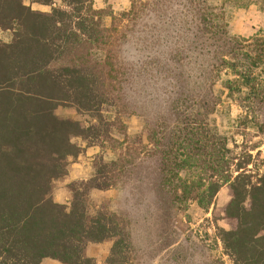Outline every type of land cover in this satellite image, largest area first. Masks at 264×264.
I'll use <instances>...</instances> for the list:
<instances>
[{"label":"trees","instance_id":"obj_1","mask_svg":"<svg viewBox=\"0 0 264 264\" xmlns=\"http://www.w3.org/2000/svg\"><path fill=\"white\" fill-rule=\"evenodd\" d=\"M25 1L0 0V29L10 32L9 40L0 39V264H41L46 257L64 264H94L85 255L86 244L106 239L112 245L105 264H131L125 219L104 204L92 215L87 212L90 190L115 185L127 166L124 157L99 160L91 179L71 184L69 204L55 201L51 192L53 181L67 175L68 158L81 151L72 136L115 140L112 128L122 124L110 114L119 117L126 110L117 89L119 75L125 74L119 68L124 33L118 20L137 19L148 1L130 0V8L118 18L112 11L95 9L92 0H31L50 5L47 11ZM56 1L60 4L52 5ZM189 6L196 55L213 60L201 64L202 81L192 91L196 101L191 111L185 80L169 108L172 117L158 120L157 115L151 123L146 116V139L161 154L163 173L170 160L178 171L190 159L204 170L183 186L201 207L208 209L219 189L228 186L229 200L213 211L215 219L230 225L219 231L223 248L234 264H264V152H251L261 142L244 144L233 153L226 141L208 132L204 119L210 101L219 99L212 93L211 78L222 69L226 78L221 86L228 93H256L253 71L264 55V33L245 44L249 38L229 36L206 0H189ZM106 15L112 18L110 25L104 23ZM246 46L251 50H244ZM237 53L250 64L242 68ZM65 107L94 122L84 125L59 116L58 109ZM256 156L263 157L259 165L253 161ZM160 184L165 188L167 182Z\"/></svg>","mask_w":264,"mask_h":264},{"label":"rangeland","instance_id":"obj_2","mask_svg":"<svg viewBox=\"0 0 264 264\" xmlns=\"http://www.w3.org/2000/svg\"><path fill=\"white\" fill-rule=\"evenodd\" d=\"M147 1L137 19L118 20L119 29L124 33L119 68L125 74L119 75L117 89H120L119 97L126 110L120 112L119 117L113 111L110 119H115L116 123L120 120L122 126L112 128L111 136L115 140L88 141L80 136L71 137L81 151L68 158L67 175L53 181L52 198L69 204L71 184L77 186L79 181L91 179L99 160L124 157L127 166L115 185L90 190L87 212L92 215L104 204L125 219L132 245L131 264H234L219 237L220 229H228L230 225L213 215L214 208L220 210L229 200L228 186L219 189L208 209L201 207L183 186L203 176L204 170L190 159L178 171L174 161L170 160L163 173L161 154L154 153L153 144L146 139V116L151 123L157 115L172 117L169 108L175 104L174 99L185 80L189 88L187 110L191 111L193 101H196L192 91L202 81L198 76L203 69L201 64L205 66L213 59L207 54L196 55L189 0ZM206 1L213 7L208 10L226 24L229 36L249 38L244 42L249 44L264 33V0ZM25 3L42 11L51 7L31 0ZM59 4L60 1H56L52 5ZM92 4L105 13L112 11L116 18L130 8V0H92ZM111 21L109 15L104 17L106 25ZM9 38L10 32L0 29V39L7 41ZM251 48L246 46L243 49ZM236 56L240 58L242 68L250 64V59L242 57L241 53ZM227 58L232 59V56ZM261 58V63L253 71L256 93L246 89H234L228 93V89L221 86V80L226 78L223 69L220 75L211 78L214 79L212 93L219 99L216 103L214 99L210 101V107L204 112L206 126L210 134L226 141L233 153L239 152L244 144L257 141L261 142L260 146L251 152L254 155L257 149L264 152V55ZM57 114L84 125L94 122L91 116L72 107L58 109ZM161 117L158 120H163ZM262 159L256 156L253 161L259 165ZM163 181L167 182L165 188L160 184ZM111 245L110 239L88 242L85 255L93 257L94 264H105ZM41 264L64 263L46 257Z\"/></svg>","mask_w":264,"mask_h":264}]
</instances>
